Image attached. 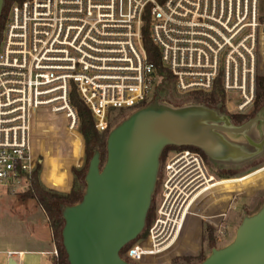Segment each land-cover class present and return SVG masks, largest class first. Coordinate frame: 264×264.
Returning <instances> with one entry per match:
<instances>
[{"label": "built area", "instance_id": "2783aa9c", "mask_svg": "<svg viewBox=\"0 0 264 264\" xmlns=\"http://www.w3.org/2000/svg\"><path fill=\"white\" fill-rule=\"evenodd\" d=\"M262 1L13 0L0 42V189L27 191L41 163L33 151L40 111L77 131L73 89L99 133L111 110L148 97L162 76L142 43L145 14L161 65L179 93L207 94L219 84L225 102L228 93L237 94L235 113H246L256 97ZM214 182L199 152L174 149L160 169L147 234L122 258L140 262L167 250ZM20 255L6 252L7 258ZM47 255H58L55 245Z\"/></svg>", "mask_w": 264, "mask_h": 264}, {"label": "water", "instance_id": "95a60500", "mask_svg": "<svg viewBox=\"0 0 264 264\" xmlns=\"http://www.w3.org/2000/svg\"><path fill=\"white\" fill-rule=\"evenodd\" d=\"M4 2L0 0V14ZM262 111L264 107L241 124L203 105L171 108L153 103L130 114L107 135L101 169L100 152L94 151L82 199L63 208L61 236L68 263L130 264L120 252L145 227L162 150L166 146H193L212 162H225L217 159L219 156L228 158L226 169L245 167L264 154V145L257 152V139H250L248 132L255 121L264 119ZM205 117L210 119L197 124ZM217 132L239 135L240 142L228 148L221 144L211 148L207 137ZM8 264L15 262L8 258ZM197 264H264V204L243 217L232 242L212 248Z\"/></svg>", "mask_w": 264, "mask_h": 264}, {"label": "rangeland", "instance_id": "374dc122", "mask_svg": "<svg viewBox=\"0 0 264 264\" xmlns=\"http://www.w3.org/2000/svg\"><path fill=\"white\" fill-rule=\"evenodd\" d=\"M261 20L264 22V1L261 2ZM257 76H264V27L262 28L261 44L259 46ZM236 101L237 94L228 93L225 102L226 111L223 112L219 109L218 110L229 116V114L235 113ZM153 103H158L171 108L203 105L207 107L208 110L217 109L194 99L190 93H179L175 88L174 81L159 82V80L156 79L155 87L144 101L132 107L113 109L110 111L108 115L107 127L105 131L101 133L102 135H105V146L107 135L111 130H113L120 122L139 108ZM251 109L252 107L246 113H248ZM209 112H211L212 116L218 115L216 111ZM262 112L264 115V111ZM39 113L41 116L39 115V125L34 130L33 148L37 153H39L40 160L43 162L44 168L42 177L44 181L47 177L48 162L51 156L59 154L62 157V162L66 170H68L69 166H76L77 168H80L85 161L84 141L82 135L78 130L76 131L75 137L67 135L65 131H67L68 128H66V121L63 118L55 117L56 119H54V117L44 111H40ZM207 119H210V117L199 118L197 120V124L203 123ZM248 132L252 135H250V139L251 137L257 139V152L260 151L264 145V119L255 121ZM77 133L82 139V144ZM238 136L239 135H228L217 132L215 135L207 137V142L210 146H212L211 148H217V144H221L222 146L228 148L229 146L237 145L238 142H240H237V138H239ZM105 149V147L98 149L101 154L99 165L100 169L105 161ZM173 150V148H170L165 152L164 149L162 150L159 158L158 176L164 162ZM215 151L217 152V150ZM217 159L225 160V162H212L206 157L205 162L207 169L215 177L216 182L229 181L232 182V184L218 186L211 191L205 192V194L198 201H196L197 203L195 202L193 204L191 215L187 219V221L190 222L181 230L178 242L174 245V247H171L157 256L154 255L155 258H147L143 262L127 259L130 264H197L200 262V258H205L210 254L212 248H221L232 242L235 236V231L241 223L243 217L255 213L264 204V185H260L261 183H264V157L255 160L253 163L245 167L237 169H226L228 163L227 160H229L228 158H221V156H219ZM229 170L237 172L234 175H224L220 173V171ZM261 170L263 171L257 173ZM72 177L73 176H71V185H73L74 182ZM75 184L76 186H80V183L77 181ZM69 186L70 177L60 190H67ZM226 190L231 193V197L225 204H222L220 209H218V206L212 203V198L208 197L212 194V192ZM53 191L66 193L59 190ZM23 193L24 192L13 194L9 191L4 192L0 189V211L6 203V197L12 195L22 200L25 199ZM158 197L159 184L157 178L156 189L152 199V206L155 209L158 203ZM27 202L32 203L33 200L29 199ZM38 212L40 214V211ZM199 213L203 214V216H210L212 214L215 216L222 215L220 219L210 220L212 224H219L218 220H221L219 226L215 228L214 225L209 223V219L204 218L203 216H197L201 215ZM207 225L213 229L211 236L208 234ZM185 239H188V252H186V249L181 246ZM49 256V259L52 261L53 257L51 255ZM16 258L18 259V257ZM18 260L19 264H49L48 260L43 259L42 255L39 253H27Z\"/></svg>", "mask_w": 264, "mask_h": 264}, {"label": "trees", "instance_id": "16d2710c", "mask_svg": "<svg viewBox=\"0 0 264 264\" xmlns=\"http://www.w3.org/2000/svg\"><path fill=\"white\" fill-rule=\"evenodd\" d=\"M13 0H5L4 5L0 14V42L2 38L3 28L8 12V8ZM149 17L148 14H145L143 17V26H142V43L147 53L148 59L155 65L156 73L162 76L163 82H173L172 77L168 73L166 69H164L161 65L160 58L157 55L156 47L153 45L150 35H149V26H148ZM194 99L205 103L208 106L219 109L220 111L225 110V95L221 90L220 85L217 84L214 89L210 93H202V92H192L190 93ZM70 102L73 108L75 109L78 117V126L77 130L82 135L84 141V156L85 161L80 168L76 166H71L70 171L73 179V185L71 189L66 193H60L53 190H50L42 185L39 180V173L42 167L41 163L36 165L34 169L30 183L27 191L23 193L24 198L33 199L35 202L44 210L47 219L48 225L52 231L53 243L57 249L58 255L52 258L51 264H69L67 261V254L62 245V236L61 231L64 226V219L62 217V211L65 206L73 205L78 203L83 196L85 189V181L84 177L87 172L88 163L91 159L95 150L106 148L105 146V135L97 132L94 128V122L91 117L90 110L84 104V102L78 97L76 91L73 89L70 92ZM264 104V76H257L256 78V97L252 106V109L245 114H229L230 119L235 124H241L252 117H254L257 112L260 110L262 105ZM79 140L82 144V139L80 135L77 133ZM170 148L173 149H191L197 151L202 156L203 160H206V156L200 151L198 148L193 146H166L164 148V152ZM106 153V149H105ZM101 158V154H100ZM206 163V162H205ZM237 171H220L221 174L224 175H234ZM79 182L80 186H76L75 182ZM156 209L153 208L152 203L149 208L147 217H146V227L141 232V234L137 237L136 240L128 243L120 252L122 256L127 248L132 246L136 241L144 238L147 234V229L151 222L155 217ZM208 234L211 236L213 229L207 225ZM204 258H200L202 261Z\"/></svg>", "mask_w": 264, "mask_h": 264}, {"label": "crops", "instance_id": "0c3cea01", "mask_svg": "<svg viewBox=\"0 0 264 264\" xmlns=\"http://www.w3.org/2000/svg\"><path fill=\"white\" fill-rule=\"evenodd\" d=\"M41 163H42V167L39 173V180L42 183V185L45 186V182L42 177L44 166H43V162ZM68 171L70 173V186L67 190H59V191L68 192L72 187L71 185L72 174L70 171V166L68 167ZM262 171L263 170L257 173H260ZM229 184H232V182L225 185H229ZM225 185H221V186H225ZM260 185H264V183H261ZM204 194L205 193L201 194L199 199ZM230 197H231V193L226 190V191L212 192V194L208 198H212L211 199L212 203L218 206V209H220V207H222V204H225L230 199ZM27 200L29 199L25 198L20 200L17 197L10 195L6 197L5 199L6 203L4 207L1 208L0 211V263L1 264H8V258L6 256L7 251L21 252L20 256H16L18 257V259L22 258L27 253H39L40 255H42L43 259L48 260L49 264H51V260L49 259L50 256L47 255V253L53 249L54 243L52 238V231L48 225L47 216L44 210L35 202V200L32 199L33 200L32 203L27 202ZM38 211H40V214ZM197 216L201 217L203 216V214ZM203 217L209 219L210 221L218 218L220 219L222 215L215 216L212 214L210 216L204 215ZM189 222L190 221H187L185 226ZM218 222H221V220H218ZM177 242H178V238L171 247H174V245H176ZM184 243L181 246L184 247V249H186V252H188L187 251L188 239H185ZM155 256L154 255L145 256L140 262L145 261L147 258H155ZM16 257L12 258L13 262H15V264H19V260Z\"/></svg>", "mask_w": 264, "mask_h": 264}, {"label": "clouds", "instance_id": "9594fccd", "mask_svg": "<svg viewBox=\"0 0 264 264\" xmlns=\"http://www.w3.org/2000/svg\"><path fill=\"white\" fill-rule=\"evenodd\" d=\"M70 173L64 168L62 157L57 154L51 156L48 162V172L45 179V187L52 190H60L69 180ZM74 179V177H72Z\"/></svg>", "mask_w": 264, "mask_h": 264}, {"label": "bare ground", "instance_id": "6f19581e", "mask_svg": "<svg viewBox=\"0 0 264 264\" xmlns=\"http://www.w3.org/2000/svg\"><path fill=\"white\" fill-rule=\"evenodd\" d=\"M53 117V116H52ZM66 132V134L67 135H69V136H72V137H75L76 136V131H73V130H67V131H65ZM33 151L34 152H36V150L33 148ZM228 183H231V182H229V181H221V182H216V179H215V182L211 185V186H209V188L206 190V191H204L203 193H205V192H208V191H211V190H213L214 188H216V187H218V186H221V185H225V184H228ZM202 193V194H203ZM178 238V237H177ZM177 238H176V240H177ZM175 240V241H176ZM175 241L173 242V244L175 243ZM173 244H171V246L173 245ZM170 246V247H171ZM169 247V248H170ZM168 248V249H169ZM167 249V250H168ZM166 251V250H165ZM164 251V252H165ZM163 253V252H162ZM161 254V253H160Z\"/></svg>", "mask_w": 264, "mask_h": 264}, {"label": "flooded vegetation", "instance_id": "af4514ba", "mask_svg": "<svg viewBox=\"0 0 264 264\" xmlns=\"http://www.w3.org/2000/svg\"><path fill=\"white\" fill-rule=\"evenodd\" d=\"M263 107H264V104L262 105L261 108H263ZM261 108H260V109H261ZM233 114H241V113H233ZM244 114H245V113H244ZM263 116H264V115H263ZM231 120H232V119H231ZM232 122H233V121H232ZM233 123H234V122H233ZM234 124H235V123H234ZM200 151H201V150H200ZM203 154H204V153H203ZM262 157H264V154H263L260 158H262ZM260 158H258V159H260ZM258 159H257V160H258ZM252 163H253V162H252Z\"/></svg>", "mask_w": 264, "mask_h": 264}]
</instances>
